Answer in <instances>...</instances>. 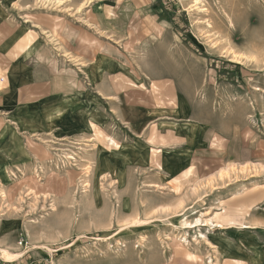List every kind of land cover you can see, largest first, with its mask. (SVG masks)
I'll return each instance as SVG.
<instances>
[{
	"label": "rangeland",
	"instance_id": "rangeland-1",
	"mask_svg": "<svg viewBox=\"0 0 264 264\" xmlns=\"http://www.w3.org/2000/svg\"><path fill=\"white\" fill-rule=\"evenodd\" d=\"M0 4L52 97L0 126L1 264H264V0Z\"/></svg>",
	"mask_w": 264,
	"mask_h": 264
},
{
	"label": "crops",
	"instance_id": "crops-1",
	"mask_svg": "<svg viewBox=\"0 0 264 264\" xmlns=\"http://www.w3.org/2000/svg\"><path fill=\"white\" fill-rule=\"evenodd\" d=\"M4 13V8L0 4V120H2L0 126L3 132H7V129L13 125L12 121L18 127L19 125L27 127V124H32L29 114L25 119H19V109L24 107L33 108V110L34 108L49 109L48 102L52 101V97L45 95L49 92L50 76H40V72L33 65H26L28 59L34 56L33 49H26L27 55L23 51L20 52L19 34L8 32ZM22 54L24 55L20 59ZM35 95L39 96L35 98ZM51 124L55 126L54 122ZM8 142V136L3 134V137H0V146L6 148Z\"/></svg>",
	"mask_w": 264,
	"mask_h": 264
},
{
	"label": "bare ground",
	"instance_id": "bare-ground-1",
	"mask_svg": "<svg viewBox=\"0 0 264 264\" xmlns=\"http://www.w3.org/2000/svg\"><path fill=\"white\" fill-rule=\"evenodd\" d=\"M56 2H57V3H62L63 0H56ZM95 147H96V146H95ZM94 163H95V162H94ZM152 186H153V185H152ZM198 222H199V221H198ZM195 223H196V222H195ZM199 224H200V223H199ZM187 227H188V226H187ZM191 227H192V226H191ZM0 250H1V249H0ZM0 252L2 253L3 256H5V255L7 254V251L4 250V249L1 250ZM14 257H15V255H14ZM16 257H17V256H16ZM16 257H15V258H16Z\"/></svg>",
	"mask_w": 264,
	"mask_h": 264
}]
</instances>
